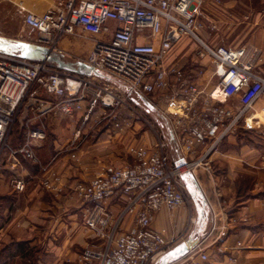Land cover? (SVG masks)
Instances as JSON below:
<instances>
[{
	"label": "built area",
	"instance_id": "obj_1",
	"mask_svg": "<svg viewBox=\"0 0 264 264\" xmlns=\"http://www.w3.org/2000/svg\"><path fill=\"white\" fill-rule=\"evenodd\" d=\"M200 14L197 0H50L42 12L23 11V26L35 32L25 40L62 57L66 51L60 42L65 36L89 35L92 44L88 54L76 57L74 62L82 61L100 75L76 73L45 59L0 52V170L6 164L15 169L19 154L36 160L35 147L46 133L32 126L35 115L26 123L19 146H12L9 139L25 103L37 97L40 90L55 98L41 106L42 113L71 115L83 110V101L90 95L83 119L100 102L110 109L108 118L114 127L122 130L124 123L115 111L125 104L134 109L105 77L123 84L129 93L152 106L159 107L153 96L160 94L167 105L162 113L181 150L191 152L196 145L207 143V148H213L253 103L264 100V77L255 71L257 48L205 43L200 32L206 25ZM182 36L198 43L196 55L212 58L217 76L214 92H204L173 57ZM232 98H237V109L228 103ZM78 134L77 130L74 146ZM155 137L151 145H128L132 163L107 165L91 179L73 183L72 192L85 207V227L104 241L100 250L84 248L78 256L80 262L155 264L183 238L180 231L168 234L165 228L151 225L161 208L173 211L185 205L182 170L190 164L170 161L166 141L158 132ZM71 156L76 158L75 152ZM59 181L60 175L51 171L41 184L53 190ZM7 183L15 192L26 188L25 179L13 174ZM118 192L125 195L126 204L114 216L106 201ZM127 218L130 225L122 230ZM183 257L178 264H213L202 249L189 250ZM219 264H239L238 256L229 254Z\"/></svg>",
	"mask_w": 264,
	"mask_h": 264
},
{
	"label": "crops",
	"instance_id": "obj_2",
	"mask_svg": "<svg viewBox=\"0 0 264 264\" xmlns=\"http://www.w3.org/2000/svg\"><path fill=\"white\" fill-rule=\"evenodd\" d=\"M12 1L20 6L22 12H42L50 4V0ZM259 1V7L254 9L246 7V4L237 5L234 0H197L200 18L206 25L200 34L204 42L210 46L257 48L259 55L255 71L264 77V0ZM238 8L242 10L241 13ZM249 10L254 14L248 16L246 12ZM212 24L216 26L213 30L209 28ZM180 53L176 54L175 59L185 74L193 78L204 92H214L217 76L212 58L195 53L190 58H184L183 52ZM104 79L112 82L109 78ZM91 98L88 95L83 101V110L71 115L59 111L42 113L41 106L55 101V98L40 90L37 97L28 100L22 108L10 142L17 140L14 132L16 126L26 131V123L34 115L32 126L42 128L46 137L35 147V161H25L18 156L19 162L15 169H10L6 164L0 170V263L6 261L8 252L14 253L11 257L14 261L21 259L22 243L29 246L40 243L41 248L36 247L39 264H78V256L84 248L101 241L84 225L85 207L73 194V183L91 179L107 165L132 163L128 145L135 142L151 145L155 135L149 129H139L129 119L124 121L125 130L120 134L116 132L110 118L111 129L104 125L91 135L88 130L108 117L110 111L97 102L84 120ZM153 100L159 107L165 103L160 94L153 96ZM228 103L235 109L239 106L237 98L229 99ZM250 108L262 111L264 100L258 99ZM245 113L235 126H250L251 122L262 120L261 116ZM156 124L161 136L167 139L170 161L183 164L190 162L189 166H185L188 171H193L191 177L198 180L205 195L202 201L205 205L195 209L194 220L189 228L184 227L185 223L188 224V214L183 208L173 211L161 208L155 214L152 227L165 228L168 234L182 232L183 238L178 243L192 240L193 245L189 250H205L213 264H219L232 253L237 254L239 264H264V166L261 148L243 143V138L234 132V126L213 148H207V143L196 145L193 151L186 152L178 147L167 121L157 118ZM77 130V145L74 146ZM118 138L124 139V147L118 144ZM225 142L229 145L225 146ZM11 145L19 146L18 143ZM71 152H75L76 158L71 156ZM202 159L205 161L201 162ZM11 170L25 179L26 188L23 192L13 194L10 189L7 178ZM51 171L60 175L57 189L53 190L41 184L43 177ZM125 198L122 192H118L106 201L107 208L114 216L125 206ZM129 225L127 218L121 224V229ZM237 242L241 246L237 247ZM182 258L183 255L170 258L165 263L171 264Z\"/></svg>",
	"mask_w": 264,
	"mask_h": 264
},
{
	"label": "rangeland",
	"instance_id": "obj_3",
	"mask_svg": "<svg viewBox=\"0 0 264 264\" xmlns=\"http://www.w3.org/2000/svg\"><path fill=\"white\" fill-rule=\"evenodd\" d=\"M223 1L226 2V0H223ZM234 1L236 2L237 5L239 3H241L240 5L246 4V7H252L254 9L259 7L260 5L259 0H234ZM240 8H238V10H240L239 13H241L242 11ZM21 10L22 9L20 8V6L17 3L13 2L12 0H0V36L7 37L10 39H14V40L26 41L25 39L27 38L28 35H31V36L35 35V32L30 31L23 26L21 22V17H22ZM246 14H248V16H251L254 13L249 10L248 12H246ZM91 44H92V40L89 35L88 36L86 35V37H77V38L70 36V35L65 36L60 42V47L66 51V54L63 58L68 61H72V62L75 61L76 57L83 58L88 54ZM196 47H198V43L192 40L189 36H182L178 44L174 47L173 57H176V54L183 52L184 58H186L185 56H188V58H190L191 55L195 53L194 51ZM14 53L19 54V52H14ZM180 55L181 53L179 54V57ZM111 81L112 82L110 83H114V85L118 87V90H120L122 96L125 97V102L127 104H130V106H132L134 109V110L130 109L126 104L123 106H120L115 111L117 113V119L123 123L124 121H126V119H129L131 122L136 123L139 126V129H142V130L149 129L150 131L153 132L154 135H155V132H158L161 135V131L156 124V119L162 118L163 120L167 121L165 119V116L162 113V110L167 108L166 103L162 104L161 107L152 106L151 108H149L144 100H142L138 96H135L134 94L129 93V89L125 87L123 84L113 79H111ZM255 108L256 106L254 107V109ZM170 109H172V107ZM254 109L253 108L248 109L245 115H250V114L251 115L253 114L255 116L261 115L262 120L260 122L253 121L250 123V126L245 125L243 127V126L237 125L234 128V132L236 133L237 136H241L243 138V143L245 142L248 145H252V146L257 145L261 148V151H262L261 160H262V165L264 166V109L262 111L261 110L258 111ZM104 125L107 128L111 129L110 128L111 125H110L108 117L101 119V122H97L96 124H94L92 129L88 131L90 132L91 135H94L95 132L99 130L101 126H104ZM124 130L125 129L118 130L116 128V132L118 131L120 134ZM161 137L166 141V144H167V139L164 138L163 136ZM123 141L124 139L118 138V144L121 145L122 147H124V145H122ZM124 143L126 144V142ZM139 144H144V143H139ZM226 145H229V143L227 142L225 146ZM237 146H239V143L237 144ZM166 151H167V148H166ZM204 161L205 160L202 159L201 162H204ZM200 166H201V163H200ZM200 166L197 167L195 170L198 171ZM182 173H183L184 183H185L184 190H185L186 202H185V205L182 207H179V209L183 208L188 214V224L185 223L186 225L184 224V227L189 228L192 222V219L194 220L195 209H198L199 207H202L203 205H205L204 203H202L203 197H205V195L198 183V180L191 177L190 173H193V171L191 170L188 171L186 167H183ZM99 240L101 241L95 242L96 245H89L87 246V248L100 250L101 248H103L104 241L101 238H99ZM33 246H34L33 248H35L36 246H39L41 248L40 243H36ZM28 259L30 258L28 257ZM32 259L33 258H31V260ZM169 260L170 259H168L167 261ZM16 262H15L16 264H28V261H24L23 259H18L16 260ZM179 262L180 261H177L171 264H178ZM155 264H167V263H162V261L159 260Z\"/></svg>",
	"mask_w": 264,
	"mask_h": 264
},
{
	"label": "water",
	"instance_id": "obj_4",
	"mask_svg": "<svg viewBox=\"0 0 264 264\" xmlns=\"http://www.w3.org/2000/svg\"><path fill=\"white\" fill-rule=\"evenodd\" d=\"M0 52L7 54H15L14 52H19L17 55L21 57L29 59H45L61 69L85 75H100L99 72L82 61H68L61 55L53 53L43 46H39L28 41L14 40L0 36ZM192 245V240L189 239L176 244L165 253L162 258V263H165V261L170 258H177L185 255Z\"/></svg>",
	"mask_w": 264,
	"mask_h": 264
},
{
	"label": "trees",
	"instance_id": "obj_5",
	"mask_svg": "<svg viewBox=\"0 0 264 264\" xmlns=\"http://www.w3.org/2000/svg\"><path fill=\"white\" fill-rule=\"evenodd\" d=\"M14 132H15V137L17 138V140H14V141H12L11 140V142L10 143H12V144H15V143H18L19 145L23 142V140H24V136H25V131H24V128H19V127H17L16 126V128L14 129ZM19 157H22V159H24L25 161H29V162H31L28 158H26V157H24L23 155H21V154H19ZM12 171V173L11 174H13V175H16L15 173H14V170H11ZM10 174V175H11ZM17 176V175H16ZM12 192H13V194H18L19 192H15V191H13L12 190ZM2 209V204L0 203V210ZM20 245H22V247H21V249H23V252L20 254V257H21V259H23L24 261H28V264H39V262H38V258H37V256H36V247L35 248H33L34 246H29V245H26L25 243H22V244H20ZM26 246V247H25ZM25 247V248H24ZM13 255H14V253L12 252V253H7V255H6V257H7V259H6V261H4V262H1L0 264H16L17 262L16 261H14L11 257H13ZM28 257L30 258V259H28ZM31 258H33L32 260H31ZM35 260V261H34ZM16 262V263H15ZM78 264H84V263H82V262H78ZM93 264H96V263H93Z\"/></svg>",
	"mask_w": 264,
	"mask_h": 264
},
{
	"label": "bare ground",
	"instance_id": "obj_6",
	"mask_svg": "<svg viewBox=\"0 0 264 264\" xmlns=\"http://www.w3.org/2000/svg\"><path fill=\"white\" fill-rule=\"evenodd\" d=\"M259 116H261V115H259Z\"/></svg>",
	"mask_w": 264,
	"mask_h": 264
}]
</instances>
